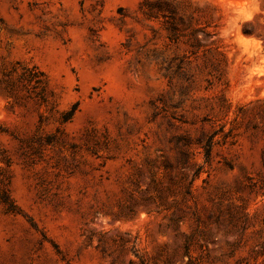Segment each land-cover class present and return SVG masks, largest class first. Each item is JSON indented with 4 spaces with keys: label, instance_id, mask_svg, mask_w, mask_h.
I'll list each match as a JSON object with an SVG mask.
<instances>
[{
    "label": "rangeland",
    "instance_id": "rangeland-1",
    "mask_svg": "<svg viewBox=\"0 0 264 264\" xmlns=\"http://www.w3.org/2000/svg\"><path fill=\"white\" fill-rule=\"evenodd\" d=\"M143 1L0 0V264H264V0Z\"/></svg>",
    "mask_w": 264,
    "mask_h": 264
},
{
    "label": "trees",
    "instance_id": "trees-1",
    "mask_svg": "<svg viewBox=\"0 0 264 264\" xmlns=\"http://www.w3.org/2000/svg\"><path fill=\"white\" fill-rule=\"evenodd\" d=\"M143 4L147 7V14L151 17L158 18L160 16L163 21L167 24V30L170 33L169 39L177 40L176 36V18L178 21L182 20V15L177 13V5L174 0H153L148 2L147 0L143 1ZM196 29H192L190 34L192 39L198 45L196 38ZM194 54L193 52L191 53ZM195 56V55H194ZM6 77L5 83V95L11 97L14 90V83L18 82L22 85H29L31 88L35 89V96L41 103L46 102V93H47V81L45 75L40 71L36 66H27L19 63H15L10 70L4 75ZM10 76H14V80ZM76 111V104H73L71 108L66 112V116L63 119V122L70 121ZM212 142L211 139L206 143L204 147L205 158L208 159L210 155V148ZM1 162L7 165V162L0 158ZM2 168H0V207L7 214H17L20 212L19 208L12 200L9 189H8V179L2 174ZM137 257V256H136ZM138 258V257H137ZM138 262L131 261L130 264H146L145 260L138 258Z\"/></svg>",
    "mask_w": 264,
    "mask_h": 264
}]
</instances>
